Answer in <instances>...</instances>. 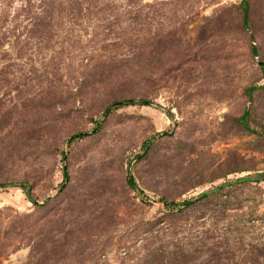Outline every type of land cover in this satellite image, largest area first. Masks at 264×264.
Wrapping results in <instances>:
<instances>
[{
    "label": "rangeland",
    "instance_id": "374dc122",
    "mask_svg": "<svg viewBox=\"0 0 264 264\" xmlns=\"http://www.w3.org/2000/svg\"><path fill=\"white\" fill-rule=\"evenodd\" d=\"M0 264H264V0H0Z\"/></svg>",
    "mask_w": 264,
    "mask_h": 264
},
{
    "label": "trees",
    "instance_id": "16d2710c",
    "mask_svg": "<svg viewBox=\"0 0 264 264\" xmlns=\"http://www.w3.org/2000/svg\"><path fill=\"white\" fill-rule=\"evenodd\" d=\"M65 173L63 174V176L65 177ZM132 187H133V184H130ZM221 187L222 186H217V187H215V188H213L212 190H211V192L212 191H214V190H220L221 189ZM27 192V190H25V193ZM207 195V192H204V193H201V194H199V196L197 197V199H199V198H202V197H205ZM192 201H194V200H190V201H186V202H184L185 204H189V203H191Z\"/></svg>",
    "mask_w": 264,
    "mask_h": 264
}]
</instances>
